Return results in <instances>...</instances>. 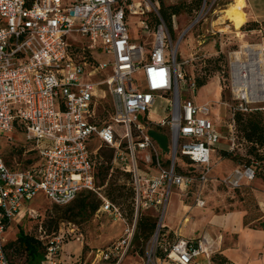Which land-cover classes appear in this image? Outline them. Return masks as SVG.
Returning <instances> with one entry per match:
<instances>
[{"label": "built area", "instance_id": "2783aa9c", "mask_svg": "<svg viewBox=\"0 0 264 264\" xmlns=\"http://www.w3.org/2000/svg\"><path fill=\"white\" fill-rule=\"evenodd\" d=\"M209 1L203 0L191 27L212 11L216 0ZM150 14L159 19L155 28ZM135 17L139 32L151 40H133ZM178 46L161 15V0H0V137L14 143L13 134L23 136L36 158L26 169H11L0 146V264H11L5 249L11 224L18 217L37 218L31 202L39 193L65 206L90 190L102 200L97 213L122 216L97 186L95 156L103 146L113 149L110 174L131 175L136 215L151 210L160 217L148 264H215V243L205 236H177L164 257L157 255L172 193L198 183L197 204L205 207L201 195L223 139L209 103L182 99V89L196 91L197 82L184 72ZM157 99L169 111L158 121L171 130L167 163L149 134ZM227 127L235 144V112ZM179 156L201 172H181ZM255 178V168L244 166L224 182L236 189ZM127 232L120 243L123 254L135 226ZM70 236L63 227L42 235L47 256L41 264H62Z\"/></svg>", "mask_w": 264, "mask_h": 264}, {"label": "rangeland", "instance_id": "374dc122", "mask_svg": "<svg viewBox=\"0 0 264 264\" xmlns=\"http://www.w3.org/2000/svg\"><path fill=\"white\" fill-rule=\"evenodd\" d=\"M196 1L161 0V3L163 2L166 7H180L176 18L177 27H174L173 31L170 29V32L174 44L177 46L179 44L180 61L185 62L182 65L184 72L194 79L198 77L207 79V84L202 88L197 86L196 91L182 89V99L191 97L201 104L209 103L212 109L211 117L221 129L223 139L213 154L211 179L204 186L201 195L206 202L205 207L197 204L198 183L187 191L178 190L172 193L162 224L163 229L170 231L172 238L199 237L210 227L218 225L221 218L229 214L234 215L235 212L239 213L236 215L244 217L246 226L264 228V148L259 149L260 156H257L252 152V145L242 137L239 130L233 144L227 127L234 112L241 110L249 113L252 109H264L263 31L250 30L249 25L242 29L246 22L251 21L264 25V0H242V9L245 13L240 17L242 25L239 28L233 25L234 20L230 11L235 0H216L212 11L191 27L203 5L202 0L200 8H196ZM211 1L213 0L209 1L210 4ZM131 22L133 40L138 43L146 40V35L139 32L138 18H132ZM148 40H151V37L145 42ZM237 86L243 87L245 91L242 93L236 91ZM245 93L248 97L243 96ZM165 109V103L157 99L149 116L152 120L151 128L161 129L156 140L160 153L163 158H169L172 153L170 126L168 124L161 126L158 122L168 115L169 111ZM13 137L17 139L14 143L8 142V136L0 137L3 153L13 167L27 168L30 166L27 161L35 159V152L29 151L31 146L25 142L23 136L13 134ZM12 149H15L13 154ZM226 152L232 155L228 156ZM177 162L178 169L183 173L198 175L202 170L187 157L179 156ZM251 163L257 169L253 181L245 182L236 189L224 182L235 169L250 166ZM141 166L147 169L146 164L142 163ZM127 182L126 175L115 170L101 186L102 192L108 197L107 192L111 189L112 183L127 185ZM100 184L99 179L97 186ZM128 190L127 185L125 192H129ZM112 202L122 213L119 219L107 212H96L87 220L79 217L64 220L59 218L55 209L56 204L49 201L43 193H39L31 202V207L37 210V218L25 217L20 220L18 217L7 230L8 242L15 240L20 230L42 237L53 235L63 227L73 236L63 244L60 256L62 264H148L149 253L156 242L154 234L145 241L143 235L138 233L139 220L143 214L153 215L160 220L158 213L149 210L137 216L131 198H120ZM134 226L131 244L123 254L120 243L129 237L127 230ZM136 235H139L138 239ZM219 236L213 232L211 238L216 240ZM157 255L159 256V253ZM218 260L216 257L217 263ZM14 264L27 262L21 257L16 258Z\"/></svg>", "mask_w": 264, "mask_h": 264}, {"label": "trees", "instance_id": "16d2710c", "mask_svg": "<svg viewBox=\"0 0 264 264\" xmlns=\"http://www.w3.org/2000/svg\"><path fill=\"white\" fill-rule=\"evenodd\" d=\"M201 4H202V0H197L195 7L200 8ZM179 9L180 7L177 6L166 7L163 4V2L161 3V15L168 24L169 28L172 29V31L174 29L173 17L174 16L177 17V14L180 11ZM149 20L152 28H155L159 23V19L153 14H150ZM245 25H249L250 30L263 31V36H264V25H262L261 23L256 21L246 22L243 25L242 29H244ZM195 80L199 88H202L207 84L206 78L198 77L195 78ZM235 120L237 125V132L239 130L242 134V137H244L246 141L252 145V150H253L252 152H254L257 156H260L258 151L259 149L264 148V109H259V108L252 109L249 113L240 110L238 112H235ZM160 130L161 129L158 128H150L149 134L155 140H157V135ZM14 152L15 149H12V154ZM226 154L228 156L232 155L229 152H226ZM95 157L97 159V163H96L97 181L99 179L101 180V184L98 187H101L105 184L110 174V168H111L110 163L113 158V149L107 146H103ZM183 157H187V156H183ZM4 158L6 164L11 169H17L9 163V160L6 158L5 155ZM260 159L263 160L261 157ZM164 160H166L167 163L170 160V158L164 157ZM35 162H36V158L33 161L32 160L27 161V163H29L30 165H32ZM190 162L192 161L190 160ZM249 165L253 166L257 171L254 164L251 163ZM124 174L126 175L129 182L131 179L130 178L131 175L127 173ZM128 182L127 185L129 192H125L127 185H118V184L114 185L112 183L111 189L107 192L108 197L112 201H118V199L120 198L123 199L131 198L133 204L134 190L132 186L128 184ZM101 203L102 200L101 198H99L96 192L90 190H83L80 192L78 197L73 202H71L68 205H65L64 209L60 205H55L56 206L55 209L60 219L70 220V219H77L79 217L84 220H87L93 215H95V213L100 208ZM157 219L158 217L155 218V216L153 215L143 214L141 216L139 220L138 233H141L143 235L145 241H148L151 238V236L155 233L158 222ZM138 238L139 235L137 236L136 239ZM175 239L176 238L171 237V233L169 230H167L166 228L162 229L158 243V253L160 257H164L166 255L167 251L174 243ZM5 249L11 264H14V260L16 258H21V257L25 258L27 264H41L47 256L45 241L41 240L40 237H36L32 234L25 232L24 230L19 231L18 236L15 240L7 242L5 245ZM218 258L220 259L218 260L219 264H226L225 261L221 260L220 257Z\"/></svg>", "mask_w": 264, "mask_h": 264}, {"label": "crops", "instance_id": "0c3cea01", "mask_svg": "<svg viewBox=\"0 0 264 264\" xmlns=\"http://www.w3.org/2000/svg\"><path fill=\"white\" fill-rule=\"evenodd\" d=\"M236 214L239 213L221 218L218 225L210 227L199 237L205 236L214 241L215 264H219L216 257H220L226 264H264V228L246 226L244 217ZM213 232L220 235L218 239L211 238Z\"/></svg>", "mask_w": 264, "mask_h": 264}, {"label": "bare ground", "instance_id": "6f19581e", "mask_svg": "<svg viewBox=\"0 0 264 264\" xmlns=\"http://www.w3.org/2000/svg\"><path fill=\"white\" fill-rule=\"evenodd\" d=\"M241 2H242V0H235L234 4L232 5V9L230 10L231 13H232V16H233V20H234L233 23H234V26L236 28H239L242 25L240 17L242 15H244V13H245V11L242 9V3ZM236 91L242 93V92L245 91V89L243 87H241V86H237L236 87ZM243 96L248 97V95H246V93L243 94Z\"/></svg>", "mask_w": 264, "mask_h": 264}]
</instances>
